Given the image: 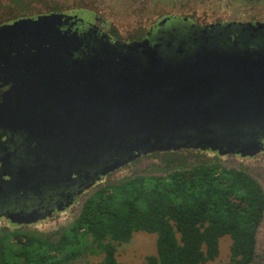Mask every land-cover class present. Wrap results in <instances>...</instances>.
I'll return each instance as SVG.
<instances>
[{
    "label": "water",
    "instance_id": "1",
    "mask_svg": "<svg viewBox=\"0 0 264 264\" xmlns=\"http://www.w3.org/2000/svg\"><path fill=\"white\" fill-rule=\"evenodd\" d=\"M54 17L0 27V44L13 46L23 38L31 47L66 51L67 38L55 30L43 31L49 23L42 21ZM166 49L150 48L145 41L111 47L85 60L86 72L69 77L68 71L47 82L44 90L36 84L24 89V118H1L25 126L26 146L24 162L9 170L0 165V217L34 223L37 219L23 216L24 211L18 212L19 220L11 217L12 208L23 204L19 198L27 196L32 202L35 195L73 184L76 175L83 174L80 194L153 152L200 150L244 158L264 149V45L250 48L202 39L191 48L181 42ZM50 100L51 108L45 109L49 113L44 114L42 106ZM73 201L69 199L65 207Z\"/></svg>",
    "mask_w": 264,
    "mask_h": 264
},
{
    "label": "trees",
    "instance_id": "2",
    "mask_svg": "<svg viewBox=\"0 0 264 264\" xmlns=\"http://www.w3.org/2000/svg\"><path fill=\"white\" fill-rule=\"evenodd\" d=\"M0 124L9 125L1 118ZM223 156L200 150L142 155L128 165L149 157L155 162L150 171L101 178L59 232L42 234L6 220L14 228L0 227V264H64L84 254L121 264L117 246L139 231L156 236L147 264H205L217 258L224 236L229 259L220 264H255L264 192L244 169L224 165ZM0 165L10 169L2 159Z\"/></svg>",
    "mask_w": 264,
    "mask_h": 264
},
{
    "label": "flooded vegetation",
    "instance_id": "3",
    "mask_svg": "<svg viewBox=\"0 0 264 264\" xmlns=\"http://www.w3.org/2000/svg\"><path fill=\"white\" fill-rule=\"evenodd\" d=\"M61 1L0 0V27H3L2 29H7L8 26L21 20L36 21L38 18L53 15L56 17L51 22L42 21L44 24L49 23V25L43 26L46 28L43 31L51 34V31L55 30L57 34L67 38L70 43L66 51L56 50L52 52H49L47 47L42 45L31 47V41L29 40L28 45V41H24L23 38L15 41L13 46L6 43L0 44V110H2L0 111V118L7 116V121L8 119L13 121L15 117L20 115L23 119L21 104L26 102L23 99L24 89H27L29 85L36 84L35 87L40 86L44 90L47 82H55L56 77L67 75L68 71H70L69 77L73 72H86L89 63H85V60L92 59L97 54H103L111 47L124 48L130 44L145 41L150 48L158 45L159 50H168L167 47L171 50L170 48L176 47L181 42H184L185 48H191L202 39L224 45H230L234 42L243 43L250 48L264 45L263 14L252 15L247 13L246 20H221L217 16L225 8L223 0L204 1L200 4L199 8L205 10V19L200 20L193 16L184 15H165L152 23L146 21L148 25L143 23L145 21L140 24L136 23L134 30L126 34H120L118 28L106 21L108 19L99 12L85 8L69 12L72 7L60 5L59 2ZM68 1L64 0L63 4ZM183 4L180 3V5ZM36 6H42L43 12H33ZM142 13L144 16L147 15L145 12ZM239 24H249V28L238 26ZM24 25L26 24H19L17 27ZM251 25L262 26V28L251 29ZM145 26L147 27L144 28ZM224 28L227 29L224 30ZM71 40H74L75 44ZM24 50L25 52H23ZM43 69L45 70L43 71ZM20 87L22 89H19ZM20 94L21 96H19ZM51 103L52 100L46 101V104L42 106L43 108L39 105L38 108H42L44 114H47L49 111L45 109L51 108ZM42 111H38L37 115H40ZM4 122L6 123V121ZM23 127L25 126L17 122L9 123L6 127L0 124V159L7 165L17 166L18 162L25 161L26 145L22 135L24 133ZM36 127L40 128L41 126ZM261 142L264 143V138ZM13 151H18V153L9 156ZM83 183H85L83 174L76 175L73 184L67 183L65 187L60 189L41 193L42 198H47L44 203L40 199V195H35L36 199L32 202L27 201V196H23L22 199H18L23 204H20L18 209L13 207L10 215L13 219L19 220L20 214L18 212L24 211L25 213L22 215L31 219L41 220L50 217L58 212V208H66L65 204L69 199L73 198L72 204H74L79 196L86 192L82 191L78 194ZM16 195L17 197L22 196L18 192ZM34 201L35 204H33ZM2 218L4 217L2 216Z\"/></svg>",
    "mask_w": 264,
    "mask_h": 264
},
{
    "label": "rangeland",
    "instance_id": "4",
    "mask_svg": "<svg viewBox=\"0 0 264 264\" xmlns=\"http://www.w3.org/2000/svg\"><path fill=\"white\" fill-rule=\"evenodd\" d=\"M60 5L72 7L69 12L82 8L99 12L105 16L109 23L118 28L120 34H126L134 30V24L150 23L157 21L162 16H193L197 19H205V10L199 8L204 1L210 0H69ZM175 1V3H173ZM219 1V0H218ZM222 1V0H221ZM168 2V5H167ZM180 3H184L180 5ZM175 4V5H173ZM225 8L217 16L221 20H246L248 14L261 13L264 16V0H223ZM98 6V8H96ZM102 8V9H101ZM42 6H36L33 12H43ZM145 12L147 15H143ZM189 12V13H188ZM16 16V15H15ZM145 26L144 28H146ZM210 154H208L209 156ZM227 167H238L248 172L262 187L264 192V149L254 157H239L226 155L221 157ZM155 162L148 158H141L128 166H124L102 178L104 180H117L130 175L145 174L152 169ZM89 191V190H88ZM86 191L78 200L62 211H58L50 217L37 219L30 224H21L28 229L42 234H51L67 228L77 217ZM7 219L0 217V227H10ZM155 238L153 234L145 232L133 233L128 243H123L116 248L115 258L121 264H147L145 258L155 255ZM230 239L224 236L219 239V252L215 260L205 264H220L229 259ZM101 256L84 254L77 259L64 264H100ZM255 264H264V215L256 232V257Z\"/></svg>",
    "mask_w": 264,
    "mask_h": 264
}]
</instances>
